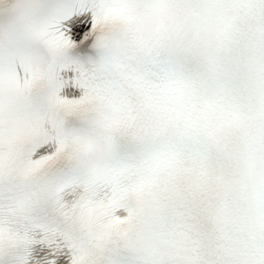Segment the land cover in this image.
<instances>
[{"label": "snow or ice", "instance_id": "obj_1", "mask_svg": "<svg viewBox=\"0 0 264 264\" xmlns=\"http://www.w3.org/2000/svg\"><path fill=\"white\" fill-rule=\"evenodd\" d=\"M0 264H264V0H0Z\"/></svg>", "mask_w": 264, "mask_h": 264}]
</instances>
